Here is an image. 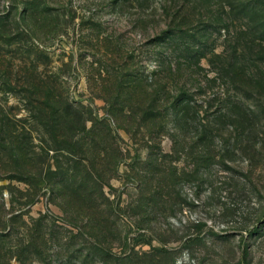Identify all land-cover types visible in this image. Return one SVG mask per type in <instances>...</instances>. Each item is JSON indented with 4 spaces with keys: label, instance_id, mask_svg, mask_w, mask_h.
I'll return each mask as SVG.
<instances>
[{
    "label": "rangeland",
    "instance_id": "374dc122",
    "mask_svg": "<svg viewBox=\"0 0 264 264\" xmlns=\"http://www.w3.org/2000/svg\"><path fill=\"white\" fill-rule=\"evenodd\" d=\"M185 2L0 0V264H264V92Z\"/></svg>",
    "mask_w": 264,
    "mask_h": 264
},
{
    "label": "trees",
    "instance_id": "16d2710c",
    "mask_svg": "<svg viewBox=\"0 0 264 264\" xmlns=\"http://www.w3.org/2000/svg\"><path fill=\"white\" fill-rule=\"evenodd\" d=\"M185 4L177 7L174 14V22L180 18L190 24L189 30L193 32L192 15L194 9H201L211 17L206 20L204 28L193 35H185L183 31H173V39L187 38L190 42H200V49H194L187 44L181 50V54L188 60H201L206 57L204 53L208 42V30L217 29L221 33L225 31L227 38L225 49L220 55L218 76L225 77L238 90L248 94L250 92H264V0H186ZM191 5H195L194 8ZM215 11L217 15L213 14ZM204 14V15H205ZM203 17V14H199ZM243 21V30L231 31V26L236 20ZM234 32V33H233ZM194 33V32H193ZM201 39L205 40L204 42ZM204 45V46H203ZM254 90V91H253ZM249 91V92H248ZM92 209L90 204L87 205ZM92 228H102L99 219L95 217L87 223Z\"/></svg>",
    "mask_w": 264,
    "mask_h": 264
}]
</instances>
